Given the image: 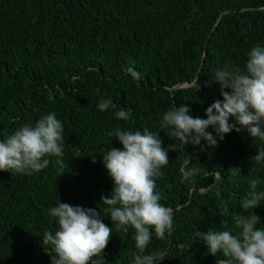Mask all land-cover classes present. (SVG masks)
<instances>
[{
  "label": "trees",
  "instance_id": "1",
  "mask_svg": "<svg viewBox=\"0 0 264 264\" xmlns=\"http://www.w3.org/2000/svg\"><path fill=\"white\" fill-rule=\"evenodd\" d=\"M254 45L264 46V0H0V139L54 112L65 153L63 168L46 157L48 167L31 175L0 171V264H51L43 234L56 232L50 209L60 200L96 209L112 228L97 264H133L135 229L114 225L101 201L114 186L103 155L123 148L109 136L117 128H147L175 145L156 180L160 202L174 211L172 235L158 239L153 230L146 253L164 251L161 264L224 259L195 231L239 234L234 221L248 215L250 180L264 190V162L252 160L264 141L246 129L221 140L210 126L217 146L185 145L161 121L181 104L207 119V108L223 100L212 75L226 65L243 69ZM108 98L113 106L99 111ZM120 109L131 110L127 121L115 116ZM181 169L198 172L184 181ZM250 211L264 227V201Z\"/></svg>",
  "mask_w": 264,
  "mask_h": 264
},
{
  "label": "clouds",
  "instance_id": "2",
  "mask_svg": "<svg viewBox=\"0 0 264 264\" xmlns=\"http://www.w3.org/2000/svg\"><path fill=\"white\" fill-rule=\"evenodd\" d=\"M128 71L138 76L131 67ZM212 76L220 85L223 100L207 108V119L191 116V109L181 104L164 111L162 130L166 129L170 138L185 145H200L203 140L209 146H217L216 138L207 131L210 126L221 140L234 130L246 129L252 138L264 141V46H252L243 69L226 65ZM112 106L111 98L102 99L98 110L107 111ZM115 116L127 121L131 110L120 109ZM233 119L234 123H230ZM63 132V123L54 112L42 116L35 125L21 126L0 139V171L31 175L48 167L50 160L46 157H55V163L63 168ZM109 136L118 139L123 148L112 147L103 155L114 186L109 196L101 197L102 204L108 206L106 211L114 225L135 229L138 251L132 253L133 264H161L166 253L147 254L146 249L151 244L153 230L158 239L172 235L174 211L160 202L162 196L156 180L169 163V151L175 150V145L165 147L160 132L147 128L142 132L117 128ZM252 160L264 162V150H259ZM181 172L182 180L188 181L198 169H181ZM258 185V179L250 180L251 190L242 200L248 215L237 216L234 221L240 229L238 235L229 230L195 231L207 244L209 254L222 253L224 259L217 256L216 264H264V227H257L261 219L250 211L264 201V190L258 191ZM50 215L58 226L54 234L49 231L43 234V245H51L55 252L51 264H97L94 258L104 253L112 234V228L103 222L101 213L60 200L50 209ZM222 224L227 226L224 220Z\"/></svg>",
  "mask_w": 264,
  "mask_h": 264
},
{
  "label": "water",
  "instance_id": "3",
  "mask_svg": "<svg viewBox=\"0 0 264 264\" xmlns=\"http://www.w3.org/2000/svg\"><path fill=\"white\" fill-rule=\"evenodd\" d=\"M198 80H199V74H198V76H197V78H196V80H195V82H194V83H188V84H184V85H179L177 88H185V87H190V86L194 85L195 83H197V82H198Z\"/></svg>",
  "mask_w": 264,
  "mask_h": 264
}]
</instances>
